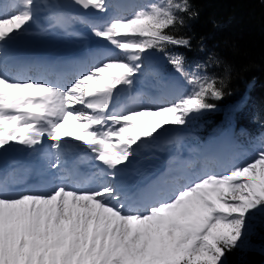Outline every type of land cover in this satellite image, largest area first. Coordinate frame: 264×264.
<instances>
[{"label":"snow or ice","instance_id":"snow-or-ice-1","mask_svg":"<svg viewBox=\"0 0 264 264\" xmlns=\"http://www.w3.org/2000/svg\"><path fill=\"white\" fill-rule=\"evenodd\" d=\"M71 5L80 12L50 4L44 31L58 29L88 46L47 60L15 48L31 34L37 0L0 2V160L27 151L43 161L37 183L22 190L15 187L20 170L0 169V264H226L257 215L264 216V135L242 163L207 147L188 148L200 153L199 170L180 158L187 137L160 142L216 111L214 101L226 95L225 79L207 71L221 64L218 58L186 66L176 51L192 47L189 37L173 34L185 26L184 14L196 15L189 0H150L131 11L123 0ZM50 69L65 78L47 79ZM33 70L37 76L28 74ZM146 75L155 94L138 91L119 108L110 103ZM71 145L90 154L89 173L68 165ZM168 146L177 154L163 170L139 166L159 161L155 153Z\"/></svg>","mask_w":264,"mask_h":264},{"label":"trees","instance_id":"trees-1","mask_svg":"<svg viewBox=\"0 0 264 264\" xmlns=\"http://www.w3.org/2000/svg\"><path fill=\"white\" fill-rule=\"evenodd\" d=\"M190 10L184 14L185 26L173 34L191 39L186 50L197 63L209 55L221 61L207 71L225 79L226 95L222 101L248 92L253 95L257 111L264 119V3L261 0H189ZM203 47V51H201ZM230 68L225 73V67ZM230 93V94H227ZM258 102V103H257ZM226 264H264V216L252 222V230L243 245L227 254Z\"/></svg>","mask_w":264,"mask_h":264},{"label":"bare ground","instance_id":"bare-ground-1","mask_svg":"<svg viewBox=\"0 0 264 264\" xmlns=\"http://www.w3.org/2000/svg\"><path fill=\"white\" fill-rule=\"evenodd\" d=\"M149 162L148 161H145V162H142L141 164H143V166L147 165Z\"/></svg>","mask_w":264,"mask_h":264}]
</instances>
